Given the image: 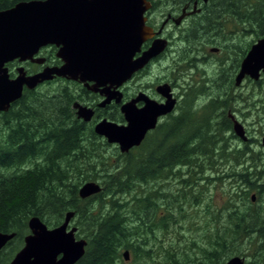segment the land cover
<instances>
[{
    "label": "trees",
    "instance_id": "1",
    "mask_svg": "<svg viewBox=\"0 0 264 264\" xmlns=\"http://www.w3.org/2000/svg\"><path fill=\"white\" fill-rule=\"evenodd\" d=\"M18 1L0 0V10ZM214 1L215 7L203 13L237 15L244 19L246 28L253 27V19L261 15L254 33L256 37L264 34V0ZM200 21L208 19L203 17L202 21L200 17ZM33 93L36 91L25 89L6 112H0L6 129L0 140V232L15 233L0 250V264H7L23 245L31 216L53 227L69 210L74 212L76 238L87 241L84 254L74 264H114L121 257V249L149 260L159 256L161 264H217L240 254L235 240L242 222L246 217L253 221L259 214L241 208L236 201L240 197L238 171L225 175L235 183L231 184L234 197L223 214L218 212L207 221L202 241L192 236L182 242L179 237L162 242L168 229L176 232V216L169 200L162 199L167 190L148 186L174 174L183 188L197 190L198 182L194 184L180 176V170L174 171L186 168L196 175L203 158L210 156L207 168L219 173L221 164L216 157L227 159L231 155L219 134L193 126L191 120L185 121V115L181 119L171 117L150 132L155 136L147 134L139 146L126 153L112 144L118 152L115 163H111L102 152L109 144L94 132L96 120L77 118L71 108L75 99L71 94L63 90L59 96H52L60 100L46 102L48 95L30 97ZM147 141L149 148L145 149ZM244 151L247 147L238 152ZM87 180L98 182L101 190L82 199L78 189ZM189 196L192 204L200 202L196 193ZM248 230L253 227L244 229Z\"/></svg>",
    "mask_w": 264,
    "mask_h": 264
},
{
    "label": "water",
    "instance_id": "2",
    "mask_svg": "<svg viewBox=\"0 0 264 264\" xmlns=\"http://www.w3.org/2000/svg\"><path fill=\"white\" fill-rule=\"evenodd\" d=\"M148 6L146 0H21L1 9L0 112H6L22 96L24 88L34 89L54 76L94 80L96 86H118L129 79L165 47V40L157 39L134 57L144 39L153 34L145 25L144 11ZM46 44L58 47L55 55L63 62L61 65L45 66L33 74H27L20 65L16 76H9L8 62H43L35 54ZM260 71H264V35L246 52L237 82L245 75L256 80ZM156 90L165 97L163 103L145 99L144 105L137 108L136 99H132L121 106L125 124L103 118L95 122L94 132L116 144L122 153L139 146L147 132L156 127L158 118L173 108L169 86L160 84ZM101 91L106 98L100 105L109 102L116 92L109 86ZM72 107L77 118L86 122L92 119L94 111L90 107L79 102H73ZM236 124V135L245 140L243 128ZM100 190L98 182L88 180L80 185L78 195L84 199ZM73 216L72 210L65 212L62 222L53 227L31 216L27 221L29 233L8 264H74L84 254L87 241L75 237ZM14 235L0 232V250ZM122 256L127 260L129 251L124 250ZM217 264H244V260L235 255Z\"/></svg>",
    "mask_w": 264,
    "mask_h": 264
},
{
    "label": "flooded vegetation",
    "instance_id": "3",
    "mask_svg": "<svg viewBox=\"0 0 264 264\" xmlns=\"http://www.w3.org/2000/svg\"><path fill=\"white\" fill-rule=\"evenodd\" d=\"M146 1L149 6L144 11L145 25L152 29L153 34L144 39L134 57H138L147 50L151 43L157 39H164L165 47L158 55L151 58L142 69L134 72L129 79L118 86L110 85V83H106L104 86H96L94 80L54 76L51 80L37 85L35 89L45 84L65 83L63 89L66 94L69 93L75 98L73 102H79L90 107L94 111L93 119L99 121L106 118L118 124H125L124 115L121 111V106L124 103L136 99L135 106L137 108L144 105L145 99H153L158 103H163L165 97L157 92L156 87L160 84H167L174 100L173 108L158 118L156 127L161 122L166 123L165 120H170L171 117L184 116L191 111L197 120L193 126L201 127L202 131L206 130L215 134L223 132L222 137L229 134L230 138L233 139L227 143L229 148L247 147V151L242 152L243 155L236 162L240 185L239 206L249 208L259 215L253 221H249L248 217L243 220L242 227H240L242 231L235 241L256 234L259 240L257 250L262 249L264 246V218L261 216L264 212V156L258 154L259 150L256 143L264 151L262 144L264 138V120H262L264 118L262 115L264 98L257 93L256 99L248 97L247 102L245 81H249V79L258 81L264 75V71H260L259 78L256 80L245 75L241 81L237 82L241 62L250 48L246 49L245 46L241 47L240 43L236 44L237 40L242 39L245 30L244 19L234 14L221 15L211 12L210 18L207 17L208 22L202 23L200 16L208 7L209 9L215 7L214 0ZM220 17H223L222 21H220ZM236 18L238 20L234 22ZM232 22L237 25V28L235 31L227 32L226 27H229L230 24L236 27ZM203 24H207L206 33L205 30L202 31L207 38L199 37V41L195 42L194 40L189 47L185 46L183 50L179 43L186 42L189 44V39L183 37L184 33L190 32L192 37L197 38L198 30ZM209 31H212L213 36H221V43L217 42L219 39L208 35ZM263 35L258 38L263 37ZM57 48L54 44L41 46L35 54L36 57L44 59L41 63L19 62L18 60L8 62L7 67L16 64L15 71L9 70V76L15 77L17 67L20 65L24 66L27 74L39 72L45 66L61 65L63 62L55 55ZM27 63L33 67L28 68ZM156 63L165 64L164 76L156 77L155 81L150 84H137L136 82L139 81H135L137 76L146 74L150 66ZM172 72L175 77L171 76L170 73ZM187 77L190 79L188 80ZM73 85L77 87H73ZM108 86L110 91L116 92L109 102L100 105L106 98L105 93L101 90ZM72 104L71 108H73ZM236 123L243 128L245 140L236 135L234 130ZM217 137L219 138V135ZM259 139L260 143L258 142ZM249 148L255 155H250L251 150ZM247 226H252L253 230L245 232L244 229ZM236 255L243 258L244 264H249L244 255ZM255 258L254 264H264L261 258L258 256Z\"/></svg>",
    "mask_w": 264,
    "mask_h": 264
},
{
    "label": "rangeland",
    "instance_id": "4",
    "mask_svg": "<svg viewBox=\"0 0 264 264\" xmlns=\"http://www.w3.org/2000/svg\"><path fill=\"white\" fill-rule=\"evenodd\" d=\"M215 3H217V2H215ZM205 14L208 17V19L211 16V12L203 13L200 16L202 18V21H203V17H205ZM207 17H206V20H207ZM255 17L256 18L253 19L254 20V22H253L254 26L253 27L249 26L248 28L245 27L244 33L242 34L243 35L242 39L240 38V40H237V42H236V44L240 43L241 47L245 46L246 49H248L250 47V45L252 43H254L256 41V39L258 38L255 36V33H254L255 31H252V30H256V26L259 25L262 16L257 15ZM222 19H223V17H222ZM220 21H222V20L220 19ZM234 22H237V20H234ZM234 22H232V23L235 24ZM206 25L207 24H203L202 27L198 30V37L197 38L195 36L192 37L190 32L184 33L183 37H185V38L187 37L189 39V44L186 42L179 43V45L182 47L183 50H184L185 46L189 47L191 42H193L194 40H195V42L199 41V37L207 38L205 36V34L202 32L205 30V33H206V29H207V28L205 29ZM230 25H229V27H226V31L227 32H231V30L235 31L237 28V25L235 24L236 27L232 26V25L230 26ZM208 35L213 36L212 31H209ZM213 37L216 39H219L217 42L221 43V40H220L221 36L215 35ZM191 38H192V41H190ZM248 44H249V46L247 47ZM203 53H206V51H203ZM220 56H221V54H220ZM232 56L234 57V54ZM26 66L28 68L33 67L29 63H27ZM177 66H179V65H177ZM15 67H16V64H12V65H10L9 70L15 71ZM164 67H165V64H160V63H156L155 65L150 66V68L147 70L146 74L143 73V74H140L139 76H137L135 81L136 80H139V81H137L136 83L137 84L138 83H149L150 84L152 81H155L156 77L164 76V73H165ZM170 74L172 77H175L173 72ZM187 79L189 80L190 77H187ZM202 79L204 80L205 77ZM64 86H65V83H62V82H59L56 84H51V85L45 84V85H42L39 88L35 89V91L38 94L48 95V97H46L47 99H45L46 102H55V101H58L60 99L53 98L52 96H59L58 93H60L61 91L64 90L63 89ZM73 87H77V86L73 85ZM245 87H246L247 102L249 100L248 97L256 99L258 97V94L261 95L262 98H264V75L258 81H253L250 79H249V81H245ZM187 92H188V90H187ZM36 93H33L30 97H34L36 95ZM262 109H263L262 115L264 116V106L262 107ZM184 117H185V121L191 120L192 123H194V124L197 123V120H195V116L192 115L191 111L187 112ZM176 118L181 119L182 117L179 116ZM2 120H3V118L0 115V140L3 139L4 136L6 135L5 134L6 129L2 125ZM262 120H264V118ZM165 122H169V119L165 120ZM163 127H166V126L163 125ZM148 134L155 136L154 134H151V133H148ZM222 134H224V133L221 132V134H219V138L221 140H223V145L225 146L226 151L229 152L231 155L228 156L227 159L222 158V157H218V156L216 157V162L218 164H221L220 168H218V171L220 169L219 173L214 172L213 170H210L207 168L206 161L209 160L208 158L210 156L208 158H203L204 161L202 163V168L199 169L200 172L197 173L196 175L195 174L191 175L192 172L190 170L189 171L186 170V168H177L174 171V173H175L176 171L180 170L181 171L180 176H183L185 178H189L191 181L195 182L194 184H196L198 182L197 190L191 189L189 191V190H186L187 187L183 188L182 185L178 181V177H175L174 174L165 180H161L160 182H149L148 183L149 187L155 186L153 188H156V186H159V188L161 190L162 189L167 190L168 195L163 196L162 199L165 200V198H167V200H169L168 201L170 203L169 208L171 210H173V213L176 216V224H177L175 226L176 232H173V231L169 232L170 229H168V231L165 233V235L162 239L163 240L162 242L167 241L168 238H173L175 240L176 237H179L180 241L182 242V240H187V239L191 238L192 236L196 237V238L200 237L201 241H202L204 238L203 232L206 231L207 221L209 222V220L218 212L223 214L225 212V209L229 206L230 201L233 199L235 189H233V186H231V184H235V183L233 182L232 179L225 177V175L228 173L231 174L234 171H238V164L236 162H237L238 158H241V156L243 154H242V152H238V151H240V149L229 148L227 143L229 141H232L233 139L230 138L229 134L224 135V137L221 136ZM235 141H236V143H238L237 140H235ZM258 142L260 143V139L258 140ZM108 144H109V146L105 147V149L102 150V152L104 155H106L108 157L109 162L115 163L113 161L116 159V153L118 151L115 150L114 145H112L110 143H108ZM147 147L149 148V142L148 141L146 142L144 148L146 149ZM256 147L259 150L258 154L260 156H264V151H263L262 147L258 143H256ZM137 151L138 150H134L133 153H135ZM250 155H255V153L251 150ZM35 162H38V160ZM197 177H199V178H197ZM206 177H209V178L205 179ZM83 182H85V181H83ZM190 192L196 193V195H199L200 202H197L194 204H192V202H189L187 200V198L190 197L189 196ZM184 193H186V199H183ZM236 201L237 202L239 201L238 197L236 198ZM163 209H165V207H163L161 209L162 212H163ZM261 216L264 218V212L261 214ZM71 225L77 226L73 220H72ZM196 228H198V230H196ZM80 238H84V237H80ZM239 240L240 241H238V240L235 241V243L238 244L237 248L240 252L239 255H244L246 257V260L249 263L254 262L256 259L255 258L256 256H253V254H258V257L262 258L264 261V246L262 249L257 250L256 247L259 244V240H258L256 234H252L249 238H247V237L240 238ZM151 244L152 243H150V245ZM124 250H126V249L120 250L121 257L114 264H161L159 256L155 257L154 259L149 260V259H146L143 257H134L130 252H129V258L127 260H125L122 257V253ZM234 255H236V254H234Z\"/></svg>",
    "mask_w": 264,
    "mask_h": 264
}]
</instances>
